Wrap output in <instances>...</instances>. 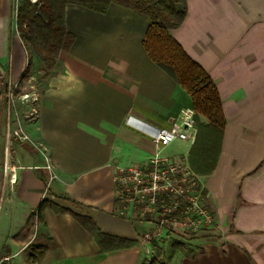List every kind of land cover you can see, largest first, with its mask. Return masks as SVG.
I'll return each instance as SVG.
<instances>
[{
  "label": "crops",
  "instance_id": "1",
  "mask_svg": "<svg viewBox=\"0 0 264 264\" xmlns=\"http://www.w3.org/2000/svg\"><path fill=\"white\" fill-rule=\"evenodd\" d=\"M186 3L183 21L170 33L213 79L225 118L213 171L196 175L221 235L192 241L196 253H162L160 264H264V0ZM13 5L0 0L1 253L16 264H158L139 238L150 223L116 213L113 182L117 166L144 167L156 152L129 117L157 127L191 107L187 91L142 45L149 17L116 2L105 12L67 4L64 20L74 41L47 67L40 92L14 97L9 124L25 137H14L9 152L6 92L27 64L21 40L12 35ZM192 144L176 140L159 155L187 158ZM49 191L86 206L103 232L137 243L100 251L69 212L48 207L28 243L14 242L11 236L43 198L70 207ZM31 245L40 247L28 258Z\"/></svg>",
  "mask_w": 264,
  "mask_h": 264
},
{
  "label": "trees",
  "instance_id": "2",
  "mask_svg": "<svg viewBox=\"0 0 264 264\" xmlns=\"http://www.w3.org/2000/svg\"><path fill=\"white\" fill-rule=\"evenodd\" d=\"M112 2L149 17L150 23L145 30L142 45L150 59L187 91L191 107L195 111L197 133L189 151L188 167L195 175L210 174L219 156L225 118L221 98L213 79L170 33V29L180 25L186 15V0H174L168 6L172 19L159 17L150 11L148 5L142 7L146 0H21L15 20L20 36L25 39L22 40V44L26 53L29 55V43L40 54L46 67L53 66L59 53L69 49L74 41V35L65 25V6L77 4L97 12H105ZM28 64L29 62L21 78L28 74ZM259 166L260 164L255 169ZM203 192L205 193L204 190ZM49 194L65 201L71 208L59 205L49 198H43L36 209L28 214L24 224L11 236L14 242L28 243L36 220L41 218L43 210L48 207L54 212H69L93 237L100 251L128 247L137 243V240L103 232L93 217L85 211L87 207L67 194L51 191ZM39 247L31 245L28 258H32L33 250ZM140 264L145 263L143 261Z\"/></svg>",
  "mask_w": 264,
  "mask_h": 264
},
{
  "label": "built area",
  "instance_id": "3",
  "mask_svg": "<svg viewBox=\"0 0 264 264\" xmlns=\"http://www.w3.org/2000/svg\"><path fill=\"white\" fill-rule=\"evenodd\" d=\"M13 92L9 86L6 92L7 123L14 101ZM20 98L28 100L29 94L25 93ZM127 121L146 133L156 149L146 166H117L113 174L116 201L121 205L120 213L137 208L140 217L153 222V230L144 232L140 236L141 242L149 244L152 238L167 235L175 228L189 232L212 228L215 216L205 202L206 196L196 175L188 165L175 164L170 158L159 155V151L173 141H195L197 130L193 108H182L165 124L157 127L143 126L130 117ZM11 133L19 139L25 137L18 129ZM4 168H9L7 162ZM0 264L16 263L12 261L11 254H5L0 258Z\"/></svg>",
  "mask_w": 264,
  "mask_h": 264
},
{
  "label": "rangeland",
  "instance_id": "4",
  "mask_svg": "<svg viewBox=\"0 0 264 264\" xmlns=\"http://www.w3.org/2000/svg\"><path fill=\"white\" fill-rule=\"evenodd\" d=\"M32 1H36V0H32ZM20 2L21 0H14V5L12 6V35L19 38L22 42V40H25V39L20 36L19 29L17 27L16 20H15L17 7L20 5ZM172 2H174V0H146V3L142 4V7H145V5H148L150 6V11L154 12L159 17L161 16L163 18L172 19V17L169 15V12H168V6ZM28 48H29V55L27 54V62H29L28 64L29 72L25 78H21L20 76V81L14 88L12 85L10 86L12 90L14 91L13 92L14 97L18 98V101L21 95L25 93L29 94L31 90L40 92L42 87L44 86L45 80L50 75V73H48L47 71L46 65L42 62L40 54L29 43H28ZM31 96L32 95L30 94L28 99H30ZM19 104L21 105L23 103L20 102ZM21 110L24 112V114L27 113L23 105H21ZM6 116L7 114H6V109H5L3 119H4V124L6 125L4 124L3 125L5 126L4 128L5 132L7 131L10 132V140L7 141L9 145L10 142L14 143L15 140L11 133V130L13 128L12 124L10 123L11 124L10 125L9 123H7ZM10 122H12L11 116H10ZM7 124H9V126H7ZM16 149H21V147L16 146ZM8 150L9 152H11L12 150L10 145H9ZM187 158L178 156L176 158H170V159L175 164L188 165ZM120 209H121L120 202L117 201L116 213L118 215L124 216V217L127 216L131 218L132 220H136V221L149 222L148 220L140 217V215L138 214L137 208L133 209L131 212L123 211V213H120ZM149 223H150L149 226H147L145 229H142L140 231L139 238L144 232H151L153 230V226H152L153 222H149ZM220 235H221V230L217 229L216 227L198 230L196 232L183 231V230H180L179 228H175L167 235L156 236L149 241L150 254H152L151 259H153L155 263L160 264L161 262H163V259L160 258L162 253L174 254L182 249H187V250H190L191 253H196L200 249L198 248V246L189 248V246H191L192 241H196L199 239H203V241L204 240L212 241L214 238L219 237ZM3 255L5 254L1 253L0 251V258Z\"/></svg>",
  "mask_w": 264,
  "mask_h": 264
}]
</instances>
